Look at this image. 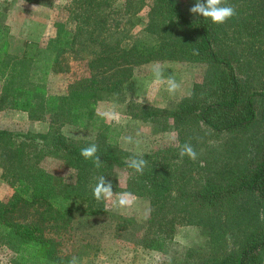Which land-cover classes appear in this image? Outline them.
Instances as JSON below:
<instances>
[{"label":"trees","instance_id":"16d2710c","mask_svg":"<svg viewBox=\"0 0 264 264\" xmlns=\"http://www.w3.org/2000/svg\"><path fill=\"white\" fill-rule=\"evenodd\" d=\"M144 2L68 0L47 40L26 43L21 54L9 51L0 18V110L48 123L41 133L0 128L2 178L12 188L0 200V245L12 251L11 264L79 262L86 249H102L95 236L108 233L118 242L133 238L138 264H264V0H226L236 15L224 24L190 19L173 0H151L134 33ZM154 61L203 65L204 74L170 107L129 99L125 84ZM57 74L67 77L61 92L47 85ZM105 102L123 105L147 129L107 122L98 111ZM65 125L94 138H68ZM136 129L146 133L123 148L121 136ZM186 142L195 161L180 160ZM93 143L100 168L80 155ZM47 157L61 160L66 174L43 167ZM133 157L146 160L143 174L128 167ZM101 175L114 193L147 199L143 223L93 197ZM186 225L202 229L205 245L181 251L175 235ZM67 230L84 234L78 250L68 249Z\"/></svg>","mask_w":264,"mask_h":264},{"label":"rangeland","instance_id":"374dc122","mask_svg":"<svg viewBox=\"0 0 264 264\" xmlns=\"http://www.w3.org/2000/svg\"><path fill=\"white\" fill-rule=\"evenodd\" d=\"M68 0H33L27 2L26 0H0V18L2 22L8 25V49L12 53L21 54L25 49V45L28 42L35 41L42 43L47 40L51 33L52 23L57 14V10L64 6ZM179 2L182 5L183 13L190 19H194L196 15L191 14L189 9L196 3V0H173ZM151 0H145L143 9L139 12L141 23L133 29L136 33L139 28L142 27L146 19V13L148 11V4ZM146 72L139 74V77L135 78L125 84L124 88L128 93V98L137 101L142 104L156 106V107H170L172 104L178 102L184 96L189 95L195 82L201 80L204 74L203 65H194L184 61H170L160 62L154 61L143 67ZM160 72V81L157 82L155 75L156 70ZM138 75V73H137ZM172 78L179 85L178 89L174 93H169L167 90V81ZM67 77L62 74L52 75L47 80L48 88L53 92L63 91ZM114 110L119 116V122L115 120H106L111 124L118 125L124 131L134 130V126L142 123H133L125 114L123 105H115L112 102H105L99 106L98 111L103 114L106 111ZM127 124L132 126L127 127ZM144 126V130L147 128ZM48 123L40 120H32L28 117L26 112L2 109L0 110V128L8 129L13 132L19 133H41L47 130ZM127 129V130H126ZM62 133L75 141L79 140H91L94 138V132L88 129L79 128L72 125H65L62 127ZM146 131L136 129L133 132L132 139L135 133L138 134ZM148 133V132H147ZM171 140L176 135L174 132H170ZM124 135V134H123ZM119 144L124 148L126 147V136H121ZM43 167L56 174H66L68 169L63 165L62 161L47 157L42 162ZM2 167L0 166V200H7L12 194V188L9 183L2 178ZM120 184H125V173L120 171L119 175ZM121 192L114 193L115 196ZM135 197V196H134ZM108 208L115 213L134 216L139 222L142 223L148 216V202L145 198L135 197V203L132 207L126 209H116L113 207L112 202L107 203ZM81 230V229H80ZM78 231L67 230L63 237L66 239V244L69 245L68 249L78 250L80 245L84 243V234ZM109 234V233H108ZM108 234L95 236L96 240H100L98 244H101L99 250L84 251V257L78 264H138L135 262V254L138 252V247L132 241L110 240ZM62 237V236H61ZM176 241L180 244L181 251L188 247L203 246L206 243V236L200 227L195 225H186L180 227L175 235ZM115 241V245L112 244ZM8 248L0 245V264H11V253Z\"/></svg>","mask_w":264,"mask_h":264},{"label":"clouds","instance_id":"9594fccd","mask_svg":"<svg viewBox=\"0 0 264 264\" xmlns=\"http://www.w3.org/2000/svg\"><path fill=\"white\" fill-rule=\"evenodd\" d=\"M191 14L202 16L203 18L210 19L213 24H224L234 15H236V10L233 6L227 4L226 0H196V3L189 9ZM194 54H198L194 51ZM157 77V82L160 81V72L157 69L155 72ZM169 93H174L179 85L172 78L167 81ZM106 120H115L119 122L118 114L112 111H106L104 114ZM175 140V137L172 138ZM126 142L131 143L132 137H127ZM98 147L96 144H91L80 150V155L87 161L92 160L96 168H100L102 165L101 158L96 155ZM185 156L189 159L195 161L197 159V152L188 142L180 146L179 157L182 160ZM179 162V161H178ZM129 168L134 169L137 173L143 174L144 167L146 166V160L143 158H131L130 161H126ZM92 195L97 201H104L107 209V203L112 202V205L116 209H126L130 208L135 203V197L130 192H121L115 196L112 183L106 180L105 176L97 177V182L93 186ZM264 219V216L261 217ZM69 264H78L76 257H72Z\"/></svg>","mask_w":264,"mask_h":264}]
</instances>
